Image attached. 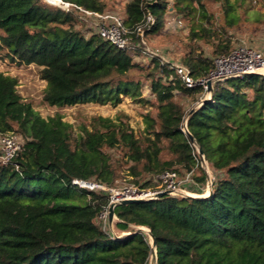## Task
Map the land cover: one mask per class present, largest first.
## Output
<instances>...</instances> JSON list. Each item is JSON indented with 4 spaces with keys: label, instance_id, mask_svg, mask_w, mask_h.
Returning <instances> with one entry per match:
<instances>
[{
    "label": "trees",
    "instance_id": "1",
    "mask_svg": "<svg viewBox=\"0 0 264 264\" xmlns=\"http://www.w3.org/2000/svg\"><path fill=\"white\" fill-rule=\"evenodd\" d=\"M68 1L107 8L105 0ZM208 1L221 3L223 25ZM168 8L169 0H129L124 23L134 29L151 13L155 23L147 33L161 30ZM173 8L190 20L191 40L214 37V53L232 51L227 28L239 22L235 2L174 0ZM84 22L75 10L46 0H0V49L11 62L41 68L50 105H117L129 96L157 111L145 114L139 135L123 118L101 115L91 129L81 124L75 132L61 113L42 116L19 93L18 78L0 72V137L18 134L23 141L14 159L0 163V264H149L153 248L138 227L156 238V264H264V76L215 80L211 92L187 87L158 58L137 63L131 51L83 31ZM183 62L198 80L215 68L193 46ZM146 82L153 99L143 96ZM176 90L194 102L183 106ZM185 120L216 171L211 194L119 204L112 230H104L97 220L110 193L74 181L116 184L121 163L106 147L124 150L127 175L143 188L160 185L158 175L168 170L193 174L200 156L183 130ZM209 178L203 170L197 179Z\"/></svg>",
    "mask_w": 264,
    "mask_h": 264
},
{
    "label": "rangeland",
    "instance_id": "2",
    "mask_svg": "<svg viewBox=\"0 0 264 264\" xmlns=\"http://www.w3.org/2000/svg\"><path fill=\"white\" fill-rule=\"evenodd\" d=\"M107 8L104 12L117 13L120 16H125L126 4L129 0H105ZM236 3V13L239 18L237 25L228 27L227 30L232 36L233 44L232 50L240 45L250 46L264 54V0H231ZM174 0H169V8L165 14V24L161 30L149 32L146 35L147 45L158 56L156 58L163 60L166 64H182L183 56L190 51L193 46L198 52L204 54L205 57L215 59L218 55L223 53H214V41L217 38L207 37L205 39H190V20L178 14L173 8ZM209 11L216 16V22L219 25L224 24V15L220 2L208 1ZM83 31H96L97 26L95 19H88L80 26ZM154 57V58H155ZM151 57L142 52L134 54V60L137 63L148 65ZM40 67L37 65H18L11 62L4 49H0V72L11 74L18 78V91L22 97L33 104L42 116L48 117L61 113L64 119L72 123L75 127V132L81 124H86L89 129L90 122L96 116L110 117L117 119L118 117L126 120L134 131L139 135L145 128L144 116L148 112L155 113L156 106L152 103H145L144 101L135 100L129 96H123L122 101L117 105L99 104L95 102H78L72 105L53 106L48 104L44 98V90L47 86V81L40 76ZM174 75H171L172 78ZM148 83L144 84L143 96L153 99L148 88ZM194 98L188 94H182L176 90V101L185 107H189ZM18 135V134H17ZM20 136V135H19ZM22 141V139H21ZM105 150L110 152L118 163H121L123 176L118 178L114 186H110L118 191H136L138 193L153 191L159 188V184L155 187L143 188L132 181V177L128 176V168L126 157L124 158V150L120 148H108ZM200 156V155H199ZM204 165L202 164L201 156L199 158V166L193 169V174L188 182L183 183L182 189L192 193H207L208 183L200 182L197 178L202 175L203 170L215 178L216 171L210 166L207 159L204 157ZM181 172V177H185L187 173ZM185 195H189L186 194ZM191 195V194H190ZM193 196V195H191ZM101 218L98 217L97 223L102 224ZM101 222V223H100ZM111 227V228H110ZM106 230H112V223H107ZM111 233V232H110Z\"/></svg>",
    "mask_w": 264,
    "mask_h": 264
},
{
    "label": "built area",
    "instance_id": "3",
    "mask_svg": "<svg viewBox=\"0 0 264 264\" xmlns=\"http://www.w3.org/2000/svg\"><path fill=\"white\" fill-rule=\"evenodd\" d=\"M52 5L60 7L65 11H76L82 21H88V19H95L97 32L100 33L105 39L110 41L113 45L120 49H126L133 54L142 52L148 55V57L158 56L154 50L147 45L146 33L155 23L154 17L151 13H147L139 24L134 29H129L124 23V17L113 12H98L86 9L85 7L78 5L68 0H46ZM135 33L139 39L135 44L133 43L132 34ZM143 45V46H142ZM160 60V59H159ZM162 64L167 65L175 70L177 75L182 80L183 84L187 87H194L202 85L205 89L208 88V81L226 79L229 77H241L250 74H259L264 76V54L250 46L240 45L234 48L232 51L226 54L218 55L215 59V68L211 73L202 79H195L191 74L190 69L182 64H167L160 60ZM183 130H185L186 120L183 122ZM21 136L17 134H6L0 137V163H7L14 159L23 148V141ZM191 172L185 177L179 176L176 171H165L158 175L160 186L153 191H146L138 193L136 191H118L109 186L89 182L75 180L74 183L79 184L84 189H99L110 193V204L113 202L121 201L124 198H150L157 195L163 190H169L171 194L185 195L191 194L193 196L207 195V193H192L184 191L182 185L191 179ZM215 178L210 177L208 180L207 191H210V184ZM109 204V206H110ZM109 206L105 208L100 214L102 224L101 227L106 230L107 223L109 222ZM100 222V223H101ZM110 223V222H109ZM142 229L149 237L151 242L150 230L148 227H138ZM108 232V230H106Z\"/></svg>",
    "mask_w": 264,
    "mask_h": 264
},
{
    "label": "water",
    "instance_id": "4",
    "mask_svg": "<svg viewBox=\"0 0 264 264\" xmlns=\"http://www.w3.org/2000/svg\"><path fill=\"white\" fill-rule=\"evenodd\" d=\"M213 82H214V80H212V79H210L208 81V88H207L208 92L212 91ZM184 132L190 137L192 143L197 147L198 153H199V155L201 156V159H202V164L204 165V162H205L204 157L205 156H204L203 151H202L201 147L199 146L198 142L196 141L194 136L191 135V133L188 131L187 127L185 128ZM211 186H212V184H210V191H209V193L206 196H209L211 194ZM165 194H171V192L169 190H163V191L159 192L157 195H155L154 197H150V198L130 197V198H124V199H122L121 201H118V202H113L109 206V221L113 222L114 217H115V208L119 204H127V203L139 202V201H143V200H146V199H152V198L161 197V196H163ZM150 236H151V245H152V248H153L150 264H156V261H157L156 243L157 242H156V238L154 237L153 234L150 233Z\"/></svg>",
    "mask_w": 264,
    "mask_h": 264
},
{
    "label": "crops",
    "instance_id": "5",
    "mask_svg": "<svg viewBox=\"0 0 264 264\" xmlns=\"http://www.w3.org/2000/svg\"><path fill=\"white\" fill-rule=\"evenodd\" d=\"M30 65H35V64H30ZM117 219V216L115 214V217H114V220ZM110 222V221H109ZM112 222H110V225H111ZM111 228V227H110ZM150 264V263H149Z\"/></svg>",
    "mask_w": 264,
    "mask_h": 264
}]
</instances>
